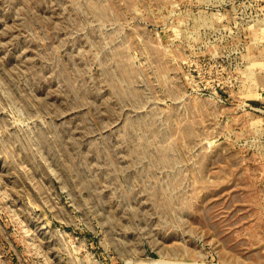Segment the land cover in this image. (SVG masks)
Here are the masks:
<instances>
[{"label":"rangeland","instance_id":"rangeland-1","mask_svg":"<svg viewBox=\"0 0 264 264\" xmlns=\"http://www.w3.org/2000/svg\"><path fill=\"white\" fill-rule=\"evenodd\" d=\"M0 264H264V0H0Z\"/></svg>","mask_w":264,"mask_h":264}]
</instances>
